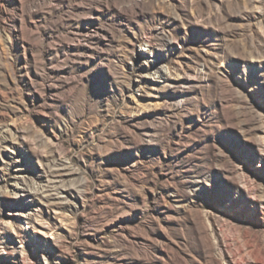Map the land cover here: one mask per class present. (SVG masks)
Wrapping results in <instances>:
<instances>
[{
	"label": "rangeland",
	"instance_id": "1",
	"mask_svg": "<svg viewBox=\"0 0 264 264\" xmlns=\"http://www.w3.org/2000/svg\"><path fill=\"white\" fill-rule=\"evenodd\" d=\"M0 264H264V0H0Z\"/></svg>",
	"mask_w": 264,
	"mask_h": 264
}]
</instances>
